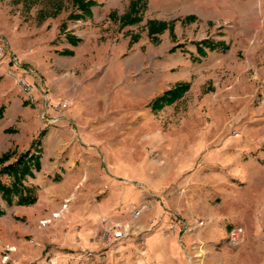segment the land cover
<instances>
[{
  "label": "rangeland",
  "instance_id": "1",
  "mask_svg": "<svg viewBox=\"0 0 264 264\" xmlns=\"http://www.w3.org/2000/svg\"><path fill=\"white\" fill-rule=\"evenodd\" d=\"M88 1L92 6L114 3L0 0V29L8 24V29L16 30L18 47L33 50L28 52L29 59L17 52L10 56L3 44L0 60L32 67L46 92L58 88L59 97L69 103L60 113L73 129L72 146L89 157H77L71 173L82 177L73 193L61 208L39 220V239L29 238L41 248L42 256L34 263L48 264L61 256L58 264H264V228L254 232L262 219L243 212L247 188L232 180L234 190L229 192L222 185V172L206 164L225 157L213 156L214 148L237 127L217 119L235 113L238 105L208 106L207 98L215 95L209 86L195 106H190L191 99L177 102L184 91L173 102L155 108L154 99L166 90L152 98L146 90V79L159 73L166 58L168 75L175 78L183 62L179 51L190 53L193 39L202 38V42L205 36L220 34L218 29L239 52L251 46L253 37L262 46L264 0H200L201 5L226 2L233 12L217 16L204 10L203 17L192 10V0H117L121 10L107 14L102 10L95 19ZM68 21L85 34L84 40L76 53L59 54L60 37L54 40V35L65 32ZM182 44L184 50L178 48ZM196 58L191 61L195 66L203 60ZM215 73L222 79L228 74ZM56 79L60 82L55 86ZM191 79L175 80L168 89L181 84L189 88ZM156 86L153 83V91ZM254 97L258 105V94ZM47 116L42 110L41 117ZM250 125L251 135L263 134L257 124ZM206 148L209 154L203 156ZM15 151L0 154V167ZM58 177L54 180L59 181ZM25 193L36 196L31 190ZM99 207L106 211H98ZM135 207H145L137 219L132 217ZM104 218L124 221L133 234L117 249L109 247L103 254L88 256V250L106 246L104 240L92 237ZM235 227L242 232L238 241L231 242L230 230ZM85 242L88 245H79ZM74 245L80 246L78 251H73ZM7 250L1 264L10 260L16 248Z\"/></svg>",
  "mask_w": 264,
  "mask_h": 264
},
{
  "label": "crops",
  "instance_id": "2",
  "mask_svg": "<svg viewBox=\"0 0 264 264\" xmlns=\"http://www.w3.org/2000/svg\"><path fill=\"white\" fill-rule=\"evenodd\" d=\"M115 1L117 0H114V3L92 6L93 18L100 16L102 10L105 14L115 8L121 10L123 5ZM226 4V2L221 4L218 1H210L207 5H201L200 0H192L191 8L199 17H203L204 10L213 12L217 16H232L233 12H230L232 8ZM261 23L263 27L264 18ZM64 31L62 33L59 30V34L54 35V40L60 37L57 41L61 48H56L60 49L57 53H66V51L76 53L85 34L78 33L76 24H70L65 27ZM216 32L221 33L205 36L202 42V38L193 39L191 43L193 49H190V53L179 51L183 62L175 78L168 75V59L166 58L162 62L159 73L153 78L150 74L146 79L148 81L146 90H148V96L152 98L167 90L174 84L173 81L192 78L190 87L177 102H188L191 99L193 102L190 106H195L200 94L212 86L215 95L207 98L208 106L227 108L231 105H238L239 109L235 113L223 119H217L219 122L234 123L237 127V132L223 136L219 143L220 146L214 148L213 156L223 154L225 157L217 159L218 163L206 164L213 165L216 171L222 172V176L219 175L223 179L222 185L228 187L229 192L234 190L232 180L243 183V187L247 188L245 191L248 192L249 198L242 200V203H246V209L242 211L247 212L251 218L262 219L256 222L254 230L255 233H259L264 228V43L262 46L256 44L257 40L253 37L251 46L239 52L233 48L228 37L222 34L221 29ZM17 42L16 30L8 29V24H5L4 28L0 29V44H6V50L9 51L10 56L17 52L29 59L28 52L31 53L33 50L26 51L18 47ZM184 47L185 45L182 44L178 48L184 50ZM200 54L204 56L201 57ZM1 57L3 56L0 53ZM13 57L16 61L17 56ZM196 57L203 59L197 66L191 62L197 59ZM12 63L10 64L8 58L0 60V154L9 149L16 150L14 156L0 167V264L3 256L9 254L8 246H14L16 250L10 252V260L5 264H35L34 261L42 256L41 248L37 247L34 242H30L29 238L34 236V239H39L42 234L37 225L39 220L61 208L63 201H66L73 193L79 178L82 177V174L78 178L71 173L77 157L84 156V160L89 157L72 146L75 138L73 129L66 115L60 113L69 105L66 108L60 105L66 98L59 97L58 88L51 93L46 92L47 90L39 86V76L32 67L21 66L17 61ZM216 71H227L228 74L222 79L217 77ZM6 72H11V74L6 76ZM54 75L56 74H52V77ZM20 78H25L34 85L32 93L36 98L35 102L29 99L26 90L18 84ZM58 81L60 82L56 79L53 85L56 86ZM153 83L157 84L154 91ZM255 94H258V99L261 100L257 102L258 105L254 104ZM71 98L76 99L75 96ZM42 110L47 113V118L41 117ZM247 117L252 119L246 120ZM250 124H257L256 126L261 127L262 129L259 130L263 134L251 135L248 129ZM12 129L15 130L12 131ZM42 132L45 134L40 138ZM209 150L210 148H206L203 156L208 155ZM24 155H27L25 156L26 162H32L30 163V174L21 178L18 170L20 165L15 171L2 172L5 166L16 163ZM38 155L41 156L40 167L36 166L34 159ZM209 162L212 161L209 160ZM56 175L59 176V181L54 180ZM26 190L34 191L36 195L34 203L20 201L25 196ZM97 210L106 211L105 207H99ZM230 211L236 213L235 209ZM79 245L88 244L85 242ZM79 247L74 245L73 251H78ZM61 260L62 257L57 256L48 264H58ZM40 264L47 263L42 261Z\"/></svg>",
  "mask_w": 264,
  "mask_h": 264
},
{
  "label": "built area",
  "instance_id": "3",
  "mask_svg": "<svg viewBox=\"0 0 264 264\" xmlns=\"http://www.w3.org/2000/svg\"><path fill=\"white\" fill-rule=\"evenodd\" d=\"M3 49H4V45L0 44V53L3 51ZM18 84L24 90H26V92L28 93L29 99L32 102H35L36 98L32 93V90L34 89V85L31 82L27 81L25 78H20L18 80ZM68 104L69 103L67 100H63L60 103V105L63 107H67ZM64 206H66V203L64 204ZM144 209L145 207H135L132 210V217L136 219L139 218L141 214L143 213ZM102 225L103 226L100 230L93 232L92 237L93 239L100 238L104 240V242H106V246L100 249L98 248V249L88 250L87 252L88 256H93L99 253L103 254L104 253L103 249L105 248L107 249L109 247L117 249L119 246L124 244L126 239H128L133 234V231H131L130 225L126 224L124 221H113V220H110V218H104ZM241 232H242L241 227H235L231 229L230 234H229L230 241L231 242L238 241ZM5 259H7L6 255H5Z\"/></svg>",
  "mask_w": 264,
  "mask_h": 264
},
{
  "label": "trees",
  "instance_id": "4",
  "mask_svg": "<svg viewBox=\"0 0 264 264\" xmlns=\"http://www.w3.org/2000/svg\"><path fill=\"white\" fill-rule=\"evenodd\" d=\"M86 4V2H85ZM93 5V3H91V1H88L87 6L90 8ZM67 54H70V51H66ZM188 88V85L186 84H181V85H177L171 89L166 90L162 95L157 96L154 101H153V106L155 108H160L163 104L165 103H171L173 102L175 99H177L184 91H186ZM27 155H24L22 157H20L16 163L14 164H9L7 166H5L2 169V172H6V171H10V170H16V168L20 165L21 167H18V170L20 171V177L23 178L25 175L30 174L31 173V169H30V163L26 162L25 159ZM35 164L37 167H40V161L38 159V156H36L35 158ZM20 201L22 203H34L36 201V197L35 196H29L28 194H26L23 198L20 199Z\"/></svg>",
  "mask_w": 264,
  "mask_h": 264
}]
</instances>
